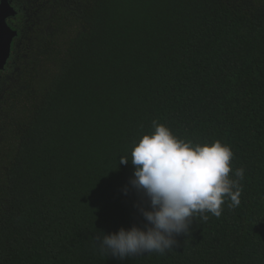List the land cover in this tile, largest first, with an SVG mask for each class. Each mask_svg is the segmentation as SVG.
<instances>
[{
	"label": "trees",
	"instance_id": "obj_1",
	"mask_svg": "<svg viewBox=\"0 0 264 264\" xmlns=\"http://www.w3.org/2000/svg\"><path fill=\"white\" fill-rule=\"evenodd\" d=\"M21 2L27 40L0 99V264H264V0ZM153 120L228 145L241 203L194 220L172 252L120 261L92 238L143 229L130 161Z\"/></svg>",
	"mask_w": 264,
	"mask_h": 264
},
{
	"label": "clouds",
	"instance_id": "obj_2",
	"mask_svg": "<svg viewBox=\"0 0 264 264\" xmlns=\"http://www.w3.org/2000/svg\"><path fill=\"white\" fill-rule=\"evenodd\" d=\"M152 128V134L134 144L130 161L134 171L129 183L147 202V208L138 207L146 221L143 229L121 227L92 238L100 254L120 261L172 252L177 246L175 237L187 236L194 220L206 222L209 214L220 218L223 205L231 211L241 203L244 169L233 170L234 154L228 145L218 140L194 145L178 139L156 120ZM120 163L129 160L120 157Z\"/></svg>",
	"mask_w": 264,
	"mask_h": 264
},
{
	"label": "flooded vegetation",
	"instance_id": "obj_3",
	"mask_svg": "<svg viewBox=\"0 0 264 264\" xmlns=\"http://www.w3.org/2000/svg\"><path fill=\"white\" fill-rule=\"evenodd\" d=\"M9 6L15 11V15L7 18L6 24L10 27L12 31L16 32V35L11 40L10 52L6 63L2 70H0V99L3 98L7 89H11V87L15 84V80L17 77V66L22 58V48L27 40V36L24 35L26 29L25 21L21 19L22 13L27 16L26 7L19 6L22 4L21 0H6ZM1 2V0H0ZM27 4L30 3V0H25ZM24 11V12H22ZM8 84V87H6ZM11 90H14L12 87Z\"/></svg>",
	"mask_w": 264,
	"mask_h": 264
},
{
	"label": "water",
	"instance_id": "obj_4",
	"mask_svg": "<svg viewBox=\"0 0 264 264\" xmlns=\"http://www.w3.org/2000/svg\"><path fill=\"white\" fill-rule=\"evenodd\" d=\"M15 11L9 6L6 0L0 2V70L3 69L10 52L12 38L16 35L6 24V19L14 16Z\"/></svg>",
	"mask_w": 264,
	"mask_h": 264
}]
</instances>
